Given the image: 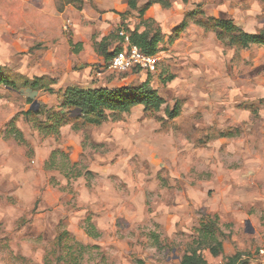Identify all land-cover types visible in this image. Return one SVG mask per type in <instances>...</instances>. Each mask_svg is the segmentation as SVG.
Listing matches in <instances>:
<instances>
[{
	"label": "rangeland",
	"instance_id": "rangeland-1",
	"mask_svg": "<svg viewBox=\"0 0 264 264\" xmlns=\"http://www.w3.org/2000/svg\"><path fill=\"white\" fill-rule=\"evenodd\" d=\"M89 2L96 14L87 8L81 17L64 0H0V7L6 11L0 16L8 24L6 28L0 26L1 74L15 81L18 89L24 83L19 78L23 71L24 77L37 72L44 74L47 82L55 81L54 95L40 91L34 100L37 103L34 111L40 110L43 116L29 117L28 123L23 113L31 110L33 102L28 104L19 90L8 91L0 85V137L13 147L9 159L3 158L0 163H17L20 157L23 171L25 167L46 170L45 165L52 161L59 165L60 155L50 158L53 151H59L70 163L77 164L68 179L58 171H48L49 187L38 191L37 182L31 184L34 189L20 185L19 191V187L0 191V264H176L195 248L207 264H224L234 255L240 257L237 264H264V256L259 254L264 250V211L257 205L225 198L221 188L208 186L212 178L222 176L211 169L212 165L219 170L220 166L232 169L239 165L237 154L225 152L227 140L222 139L217 158L209 146L210 141L224 137L214 128L227 116L226 105L231 99L223 92L213 93V89L222 83L234 84L254 89L264 98V48L230 47L227 37L219 38L216 33L219 43L213 37L216 46L198 48L192 58L187 56L190 54L187 47L172 49L173 16L156 7L150 12V20L163 35L156 73H114L104 63L98 45L109 37V52L117 46L119 25L110 30L108 24L111 19L118 20L115 15L121 8L98 9ZM197 6L217 18L232 20L243 31L257 33L264 29V0L192 3L193 8ZM121 16L128 17L126 25L130 29L138 26L135 11ZM31 24L36 26L34 30L29 27ZM19 26L32 41L27 48L22 45L20 49L14 43L13 34ZM74 34L81 39L80 46L73 42ZM205 35L212 37L214 32L205 30ZM207 52L210 55L202 59L201 55ZM172 77L175 79L170 80ZM196 77L200 85H188ZM147 78L150 86L164 96L167 108L178 103L184 114L174 120H169L163 110L142 115H111L100 126L72 120L58 135L36 130V121L43 124L51 111L59 109L60 94L66 87L111 86L114 79L127 86H138ZM237 93L235 90V97ZM260 100L237 108L249 105L259 110ZM12 117L11 126L20 133L24 145L11 142L12 138L5 135L13 134L7 127ZM197 119L208 128L195 126ZM259 135L252 132L250 137L257 139ZM191 146L203 151L204 158L193 156L188 148ZM262 153L256 150V156ZM185 166L191 172L181 173V167ZM7 168L10 173L19 174V170ZM245 177L247 189V184L255 180L253 174L246 173ZM194 182L205 189L204 204L195 205L186 192V186H195ZM43 197L48 200H44L45 210L41 211ZM94 199L100 212H95L88 203ZM109 205H114V215L105 213ZM214 217L218 218L215 238L222 243L216 257L207 247L209 242L198 240L199 228ZM87 219L98 232V238L86 234Z\"/></svg>",
	"mask_w": 264,
	"mask_h": 264
},
{
	"label": "crops",
	"instance_id": "crops-1",
	"mask_svg": "<svg viewBox=\"0 0 264 264\" xmlns=\"http://www.w3.org/2000/svg\"><path fill=\"white\" fill-rule=\"evenodd\" d=\"M87 1V2H86ZM204 0H189V2L187 4H183L180 0H170V7L168 10L171 15L173 16L172 20H173V26H172V30L175 29L176 27H178L180 25V23L183 21V19L185 18L186 14L194 11L197 9V7L193 8L192 7V3H197V2H202ZM16 2V0H15ZM87 3H90L88 0H84V5L82 7V10L77 11L75 9L74 12L79 14L81 17L83 16V14L85 13V10L88 8L90 9L93 14H96L95 9L91 8V6ZM146 1H139L137 8L140 9L145 5ZM91 4L94 7H97L98 9H105V8H111L113 10H118L119 8H121V12L116 14L115 16L118 18V20L115 19H111L110 24H108V29L112 30L113 27H116L117 25H119L118 30L120 28V26L124 23L127 24V18L128 17H124L121 15H124L127 12H131V10L129 9L128 5H127V0H91ZM200 4V3H199ZM156 7H160L159 5H153L148 11L145 12L144 15V20H150L152 17L150 15V12L153 8ZM161 8V7H160ZM200 11L203 12V16L205 18H215V19H221V18H217V16L213 15L212 13H209L208 11L204 10V7H202V9H200ZM1 12L6 13V11L0 7V15ZM134 12V11H133ZM73 15V14H72ZM71 15V16H72ZM79 16V17H80ZM137 16V13H136ZM203 16L197 17L196 19H200ZM123 20H120V19ZM139 20V19H138ZM230 20V19H229ZM140 22V20L138 21ZM139 24V23H138ZM235 24V23H234ZM79 26V24H77ZM236 25V24H235ZM0 26L2 28H6L8 27V24L6 23V21L3 20L2 16H0ZM239 27V25H236ZM31 30H34L36 28V26L34 24H31L30 26ZM17 28L20 29H16L15 33L13 35H15V39H14V43L15 45L19 46V48H22V45L25 46V48H27V46H30V44L32 43V41H30V37L27 36V33L22 32L21 29H23V27L19 26ZM240 28V27H239ZM75 30V29H74ZM73 30V31H74ZM243 31V30H242ZM246 32V31H244ZM172 33V31H171ZM249 34H255L253 32H246ZM74 43L78 44V46H80L79 44H81V39L78 38L77 35L74 34ZM213 37H214V41L216 43H219L216 33H214V36H206L205 35V30L200 28L199 26L195 25L194 22H191L189 24V26L180 34V36L173 42L172 44V49L173 50H177L178 48H184L187 47V50L189 51V55L192 58L193 57V52L196 51L198 48L199 49H208L207 47H213L216 46V44L213 41ZM212 38V40H210ZM30 41V42H27ZM101 42V41H100ZM99 42V43H100ZM120 41L116 42V45H118ZM70 44V42H68V45ZM210 53L207 52L202 56V59H204V56H209ZM186 56V55H183ZM219 56V55H217ZM197 59V58H195ZM24 71L21 73L24 77ZM27 77H30L28 79L32 80L34 78H41V77H45L44 74L42 73H35L34 75H26ZM24 77V78H27ZM175 79V78H174ZM173 79V80H174ZM193 79V78H192ZM198 77H196V81H190L188 85L191 86H195L200 85V83L198 82ZM233 84V83H232ZM73 86H77L79 88H83V89H93V88H119V87H123V86H127L124 85L123 83H118L116 81V79H114L111 82V86L105 85V86H97V87H92V86H88V87H83L77 84L71 85L69 87H73ZM230 85L222 83V85H217L216 87H214L215 89H213V93L216 94H220L221 92L224 93L226 98H231L230 100L227 101L226 105V109H227V116L221 118V121L217 124L218 126L215 127V131L218 132V134H223L224 137H219V139L215 140V141H210V147L214 149V154L215 157L217 158V152H219L220 147H221V141L222 139L227 140L229 142L228 145H226L225 147V152L227 153H231L233 155L237 154V158H238V167L236 168H227V167H223L220 166L221 169H217L216 166L212 165L211 169L215 170V172H220V174L222 175L219 178H212L211 179V183H209L208 186H212L213 185V189H219L221 188L224 191V195L225 198L228 199H233L236 200L239 203H242L244 205H257L260 210L264 211V133H263V128L264 126L261 125V123L263 122L262 119H264V106L261 107V109L256 110V109H252V108H237V106H240L242 104L247 105V104H253L255 101H257V99H261L262 100V96L259 95V92L254 90V89H250V88H245V87H241L238 85H232L230 87H228ZM52 88V86H51ZM67 88V87H66ZM53 89V88H52ZM54 90V89H53ZM157 90V89H155ZM225 90V91H224ZM237 90L238 93L236 94V97L234 95V91ZM212 91V90H211ZM56 93L58 91H55ZM63 92V91H62ZM159 96L162 97L163 99L164 96L160 95V92L157 91ZM206 93V92H205ZM264 99V98H263ZM165 101V100H164ZM208 103L210 104V101H208ZM200 104V102L198 103ZM197 104V105H198ZM164 109L166 108V103L163 106ZM164 109H160L159 112H161ZM212 110L214 108H211ZM214 112V110H213ZM145 114L143 112V107L142 106H136L134 107L131 111L130 114ZM179 114H184L183 110L180 108V112ZM14 117H12L13 119ZM11 119V120H12ZM197 122H195V126H198L199 129H203L205 130V128H208L205 126L204 123H200L199 120H196ZM213 126V125H212ZM223 130V131H222ZM225 130H227L226 132H224ZM238 130V132L236 133L235 131ZM253 135L259 133L260 135L258 136V138L254 139V137H250V134ZM4 137L1 136L0 137V161H2L3 158L5 159H9V150L12 147L11 144L6 143L4 141ZM11 142H15L14 140L10 139ZM210 140V139H209ZM250 141V142H248ZM184 143L188 144L187 141H183ZM16 143V142H15ZM191 148L190 152L192 151V155L197 157V158H204V154L203 151H201L200 149H194L192 146L188 147ZM256 150H262L263 153L260 156H256ZM212 151V150H211ZM20 157L18 158V162L15 163L13 161V164H5L2 165L0 163V191L3 190V192H6L7 190H9L10 187H19L21 185V187H25V185H30L31 187H33L31 184L37 182L38 186H37V191L39 189H42L43 187H49V174L48 171H46L43 167H35L34 169L32 168L31 170H29L28 168H24L23 171V164L20 162ZM74 164V163H73ZM7 167H13L14 169L19 170V174L17 173L16 175H14V173H10L9 170L10 168ZM181 173H189L191 172L190 167H181L180 169ZM253 174L254 175V180L255 183L247 184L248 187L247 189H245V180L247 179V177H245V174ZM219 174V173H218ZM197 183L198 182H194L195 186H191V185H187V189L186 192L189 194L190 198H192L191 200L194 202L195 205H200V204H204L205 201V197L203 198V192H205V189L201 188V187H197ZM18 188L19 189L21 188ZM13 188V189H14ZM34 189V187H33ZM199 190V191H198ZM17 191V192H18ZM210 191V189H208L206 191V194H208V192ZM202 192V193H199ZM232 192V195H228L229 193ZM82 195H84V191L82 192ZM201 196V197H200ZM203 198V199H202ZM47 201L48 199H42L40 208L41 211H44V206H45V201ZM87 203V201H86ZM88 203H90V205L92 206L91 208H93L95 210V212H98L99 210L97 209V205H96V199L89 201ZM231 204V203H230ZM114 205H109V207L107 206V211H105L106 214L109 215H114ZM101 207V205H100ZM126 211V210H125ZM57 213V211H55ZM100 212V211H99ZM126 214L128 213L127 211L125 212ZM129 214H132L131 212Z\"/></svg>",
	"mask_w": 264,
	"mask_h": 264
},
{
	"label": "trees",
	"instance_id": "trees-1",
	"mask_svg": "<svg viewBox=\"0 0 264 264\" xmlns=\"http://www.w3.org/2000/svg\"><path fill=\"white\" fill-rule=\"evenodd\" d=\"M89 1V0H88ZM183 4H187L189 0H180ZM139 0H127V5L131 11L137 13V17L140 20L138 26L134 29H130L126 24H122L119 31H124L129 36V42L131 45L136 46L144 54L147 55H157L159 53V45L163 40V35L161 30L155 27L153 20H144L145 12L148 11L153 5H159L163 9H168L170 7V0H146L145 5L138 9ZM64 4L71 6L73 9L80 11L84 5V0H64ZM200 7V6H199ZM186 14L183 21L178 27L172 30L171 41H175L180 34L189 26L192 19H196L199 16H203V12L200 8ZM191 21V22H190ZM194 24L200 28L217 33L219 38L227 37V46L234 47L238 46L243 50H247L252 46H257L264 48V29L259 30L255 34H249L241 30L238 26L234 24L232 20L229 19H215L206 18L205 20L196 19ZM119 43L112 52H109L107 42L109 37H105L99 43V54L103 58L105 64L115 56L117 52L122 50L121 38L118 37ZM172 42V43H173ZM135 72H139L134 70ZM0 69V85L6 90L16 92L19 90V94L22 90H31L32 92H46L50 95H54V91L51 88L54 85V80H48L45 77L34 78L32 80L24 77H19L24 79V83L20 89H18L15 81L1 74ZM173 80V77L170 79ZM60 104L57 111H51L50 115L47 117L46 121L40 123L36 121V130L42 134H59V130L67 126L69 121L72 120H83L84 124L90 126H100L104 123L111 115H125L130 113V111L136 106H142L144 113H154L159 112L160 109L165 105V101L159 96L157 90L150 86L148 78L145 82L138 86H123L119 88H93V89H83L77 86L67 87L60 94ZM28 104L32 103L33 100L26 98ZM259 104L264 106V99L259 101ZM250 108L251 106H247ZM246 107V108H247ZM75 112V116L71 113ZM180 108L178 103H175L171 109L165 108L164 115L169 120H174L179 116ZM43 112L40 110L32 111L28 110L23 113V118L25 122H29V117H39L43 116ZM13 120V119H12ZM10 120L7 127L12 129V132H6L5 135L10 139L12 138L15 142L24 145V139L20 133H16L15 127L11 126ZM42 127V129H41ZM44 127V128H43ZM15 130V131H14ZM58 155L61 156V161L58 166L55 162L45 165L46 171H58L62 173L66 179L71 178L74 169H77L76 163H70L66 155L59 151H53L51 153V160L56 158ZM69 169L70 173H68ZM66 172V173H65ZM86 234L91 238H98V232L95 227L91 224L90 220H86ZM218 231V218L214 217L212 220L203 223L201 228L198 230L199 241L202 243L207 241L209 248L213 257L219 255L222 249V243L215 238V232ZM213 243V246H209ZM85 249V247H79ZM240 260L239 255H234L230 257L224 264H237ZM177 264H207V262L202 258L198 249H192L182 256ZM242 264H248L244 262Z\"/></svg>",
	"mask_w": 264,
	"mask_h": 264
},
{
	"label": "built area",
	"instance_id": "built-area-1",
	"mask_svg": "<svg viewBox=\"0 0 264 264\" xmlns=\"http://www.w3.org/2000/svg\"><path fill=\"white\" fill-rule=\"evenodd\" d=\"M117 35L121 38L122 50L108 62L109 70L118 74L134 70L145 74L156 73L159 63L158 54L152 56L144 54L136 46L130 44L129 36L124 31H119ZM259 254L264 256V250H260Z\"/></svg>",
	"mask_w": 264,
	"mask_h": 264
},
{
	"label": "water",
	"instance_id": "water-1",
	"mask_svg": "<svg viewBox=\"0 0 264 264\" xmlns=\"http://www.w3.org/2000/svg\"><path fill=\"white\" fill-rule=\"evenodd\" d=\"M20 95L25 97V98H29V99H32L33 100V104H32V107H31V110L34 111L37 107V103L34 101L36 96H37V92H32L31 90L27 89V90H22L20 92ZM75 112H72L71 115L72 116H75ZM179 261H176L175 263L177 264Z\"/></svg>",
	"mask_w": 264,
	"mask_h": 264
}]
</instances>
